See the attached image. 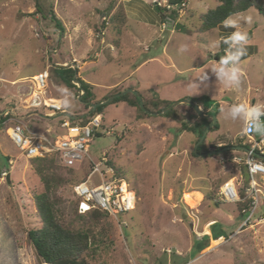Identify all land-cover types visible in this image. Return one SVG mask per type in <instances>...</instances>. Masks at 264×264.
<instances>
[{"label":"rangeland","instance_id":"374dc122","mask_svg":"<svg viewBox=\"0 0 264 264\" xmlns=\"http://www.w3.org/2000/svg\"><path fill=\"white\" fill-rule=\"evenodd\" d=\"M40 2L45 16L37 12L36 0H0V114L13 110L14 121L32 133L53 137L64 131L63 118L89 111L75 89L51 77L44 97L61 100L66 114L60 119L46 107L31 106L33 76L49 72L55 63L78 67L79 75L94 85L97 100L138 91L141 96L129 92L143 110L146 98L167 100L172 106L187 97H213L210 107L219 102L222 112L219 129L205 136L210 151H215L212 145L238 147L242 142L246 111L233 113L234 107L264 106V16L253 8L230 16L237 27L204 29L201 15L217 0H188L176 19L170 18L175 6L168 9L166 0ZM51 9L61 29L52 21ZM237 28L247 32V45L231 39ZM241 47L245 53L229 62L240 68V81L213 71L222 57ZM107 104L102 127L89 144V157L73 167H59L68 179L57 190L71 205L66 219L73 220L75 229L89 228L98 246L89 264H264V219L242 225L249 212L239 214L237 205L226 201L216 207L207 199L210 194L219 198V188L229 178L249 179L234 161L241 153L232 148L194 154L195 137L179 130L172 116L149 111L151 116L141 120L137 109L124 101ZM182 105V115H201L193 105ZM7 127L0 126V264H40L28 231L38 224L33 199L43 183L34 157L13 143ZM104 156L135 192V209L84 222L78 218L73 187L86 179L92 161ZM255 178L264 185V178ZM95 179L99 181V174ZM197 193L203 195L198 204L193 197ZM212 221L225 237L215 244L209 240L199 253L193 251L195 240Z\"/></svg>","mask_w":264,"mask_h":264},{"label":"trees","instance_id":"16d2710c","mask_svg":"<svg viewBox=\"0 0 264 264\" xmlns=\"http://www.w3.org/2000/svg\"><path fill=\"white\" fill-rule=\"evenodd\" d=\"M217 1L218 3L214 8H208L205 13L201 15L202 28L212 29L218 26L221 27L223 25V21L228 17L252 8L264 16V0ZM166 2L169 3L171 7L175 6V9L172 10V16L170 18L176 19L178 12L181 9L179 5L183 2L187 3L188 0H166ZM36 6L37 12L45 16L40 0H36ZM157 6L162 8L158 4ZM49 15L55 23L56 28L61 29L59 18L53 9L50 10ZM49 77H51L57 84L64 85L69 89H75L78 92L76 95L79 97V100L85 103L86 108L89 109V111L82 116L84 122H87L92 115L101 114L102 110L108 105L107 103L110 104L118 101H124L128 105L137 109V117L141 120L151 116L149 111L160 112L172 103L167 100H160L157 102L153 99L146 98L143 99V110L137 96L132 92H127L110 101L95 106L98 102H103L113 95L108 94L104 96L102 100H97L96 94L93 90L94 85L85 81L79 75L78 67L58 65L55 63L50 67ZM187 99L195 102L200 108H202L201 110L203 112H205L204 106L207 105L206 107H208L212 105L213 102V100L206 94L200 96L199 98L194 99L187 97ZM147 103L149 104V107H147ZM182 106V103L178 104L163 114L165 116H172L175 120L179 121L180 127L178 129L191 133L195 137L194 143H197L201 139L206 128L213 122V119L209 116L203 115L193 116V114H190L188 115L189 117L182 115L179 111V108ZM220 111V103L217 102L215 108L210 110V114L218 117ZM10 117H13L12 113H8L6 115L0 114V126L7 127L5 122ZM217 129H219V121L209 128L208 131H215ZM238 144H241V142L238 141L237 145ZM226 146L236 145H212L211 148L218 151ZM209 151L210 147L207 145L205 137L193 153L205 155ZM32 163L35 171L40 175L41 182L43 183L42 190L35 194L33 199L35 212L38 216V224L35 228H31L28 231V238L36 251L39 263L89 264V259L95 258L98 250V246L93 238V233L89 228H73V220L69 222L66 219V216L71 215V205H67L66 201L57 195L58 188L65 186L68 181V179L64 178L59 173V167L69 168L70 166H65L59 155L56 153L45 157H34L32 159ZM107 164L112 168L114 167V164L109 160L107 161ZM115 171H117L115 173L119 174L118 170ZM244 173H246L245 170H243V174ZM241 194L244 196V192H241ZM207 199H211L216 207H219L223 203L221 199L211 194L210 196L208 195ZM247 206L248 202L237 203L239 214H243L242 209ZM83 214L88 215L87 217H84ZM107 215L109 214L106 211L94 209L88 213L79 212L78 218L85 222L90 220H101ZM217 224L218 222H214L212 224V236L214 239H219L224 236V233L216 228ZM230 234H232V232ZM227 237L228 236H226V238ZM209 240L210 235L208 234H204L200 239H196L193 251L199 253L202 249L208 246Z\"/></svg>","mask_w":264,"mask_h":264},{"label":"built area","instance_id":"2783aa9c","mask_svg":"<svg viewBox=\"0 0 264 264\" xmlns=\"http://www.w3.org/2000/svg\"><path fill=\"white\" fill-rule=\"evenodd\" d=\"M160 5V2H157ZM186 6V2L179 5ZM171 9V6L168 5ZM233 54V53H230ZM229 54V55H230ZM34 91L31 106H43L51 110L50 114H66L61 100L44 97L49 85V72L43 70L33 76ZM58 100L60 102H58ZM256 108L261 114L258 121H249L246 118L242 132V142L235 148L241 153L234 157V161L242 166L249 175V179L233 177L224 181L219 188V198L228 203L248 202L242 209L243 213L249 212L242 225L251 224L256 218L264 219V185L255 178V175L264 177V135L256 136L255 127L264 116V106ZM13 112V110H12ZM7 111L4 115L12 113ZM13 115V113H12ZM9 128V137L13 143L29 157H45L58 154L65 166L73 167L76 163L83 162L89 157V144L94 135L102 127V114L92 115L87 122L82 116L63 118L60 127L64 130L51 137L45 134H35L22 122L14 121L10 117L5 122ZM106 156L101 161H92L91 171L85 180L75 183L73 190L77 198L76 206L80 213H88L94 209L106 211L109 215L118 216L135 209L136 194L130 189L128 182L115 174L114 169L107 164ZM254 166H259L252 171ZM99 174V181L95 175ZM244 192V196L241 194ZM42 264H48L46 262Z\"/></svg>","mask_w":264,"mask_h":264},{"label":"clouds","instance_id":"9594fccd","mask_svg":"<svg viewBox=\"0 0 264 264\" xmlns=\"http://www.w3.org/2000/svg\"><path fill=\"white\" fill-rule=\"evenodd\" d=\"M247 21L250 23L251 22V17L246 18ZM223 24L225 27H237L238 21L232 17H228L223 21ZM231 39L235 42H242V45H247L248 43V34L246 31H242L239 28H237V31H235L232 34ZM182 51L186 49V46H181L180 48ZM245 53V47H241L240 49L237 50L236 53L230 54L226 57H222L221 60L218 62L217 66L213 69L215 73H217L221 77H226L229 80L232 81H240L242 73L240 71V68L233 64L229 65V61H236L239 59L241 55ZM246 111V117L249 121L256 122L258 121V118L260 116V112L256 108H251V109H243L241 107H234L232 109L233 113L239 112V111ZM257 131H261V135H264V130L260 128V125L257 124ZM234 147L233 149H235ZM259 166H254L252 171H255L256 168Z\"/></svg>","mask_w":264,"mask_h":264},{"label":"water","instance_id":"95a60500","mask_svg":"<svg viewBox=\"0 0 264 264\" xmlns=\"http://www.w3.org/2000/svg\"><path fill=\"white\" fill-rule=\"evenodd\" d=\"M129 91H133L136 95L141 96L140 93H139L138 91H135V90H133V89H128V90H126L125 92L120 93V94L116 95L115 97L111 98L110 100H112V99H114V98H116V97H118V96H121L122 94H125L126 92H129ZM110 100H107V101H110ZM102 103H103V102H99V103L95 104V106H98V105H100V104H102ZM181 103H186V104L193 105V106L198 110V112H199L201 115L205 116V114L201 111L200 107H199L198 105H196L195 103L189 101V100H179V101H176V102H175L172 106H170L168 109H164V110H162V111L159 112V113H165V112H167L169 109H171V108H173V107H175L176 105L181 104ZM210 116H211V118L213 119V122H212V123L206 128V130L204 131V134L202 135L201 139L197 142V144H196V146H195V149H196L197 146H198V145H199V144L205 139V136H206V134H207L209 128H211V127L217 122V117H216L215 115H210ZM257 124L260 125V128H261L262 130H264V116L262 117L261 121L258 122ZM257 124H256V127H255V134H256V136H260V135H261V131H257V130H256V128H257ZM232 148H233V146H226V147H224V148H222V149H220V150H218V151H209V152H207V154H211V153H213V152H214V153H215V152H224V151H227V150L232 149Z\"/></svg>","mask_w":264,"mask_h":264},{"label":"crops","instance_id":"0c3cea01","mask_svg":"<svg viewBox=\"0 0 264 264\" xmlns=\"http://www.w3.org/2000/svg\"><path fill=\"white\" fill-rule=\"evenodd\" d=\"M229 62H231V61H229ZM207 95V94H206ZM209 96V95H208ZM210 98H212L213 100H214V98L213 97H211V96H209ZM259 106V105H258ZM220 107H221V104H220ZM252 108V107H251ZM251 108H248V109H251ZM201 109V108H200ZM204 111L205 112H203L202 110V112L205 114V116H209V117H211L210 115V110H212V108L210 107V106H208V107H206V106H204ZM221 112H222V108H221V111H220V114H221ZM220 114L218 115V117L220 116ZM58 115H62V114H59V113H57V115L56 116H58ZM218 117H217V121H218ZM247 118V117H246ZM246 120V119H245ZM223 142H220V144H222ZM223 144H225V143H223ZM240 144H238V146H239ZM221 146V145H220ZM233 148H234V146H233ZM262 178H264V177H262ZM230 179V178H229ZM228 180V179H227ZM226 181V180H225ZM193 197L196 199V204H198L200 201H201V199H202V197H203V195L202 194H199V193H197V195H193ZM236 205H237V203H235ZM213 223L214 222H216V221H212ZM213 223H209V224H207V227H204V229H205V234H208V235H210V240H212V241H217V240H221V238H223L224 236H222V237H220L219 239H214L213 238V236H212V224Z\"/></svg>","mask_w":264,"mask_h":264},{"label":"bare ground","instance_id":"6f19581e","mask_svg":"<svg viewBox=\"0 0 264 264\" xmlns=\"http://www.w3.org/2000/svg\"><path fill=\"white\" fill-rule=\"evenodd\" d=\"M185 197H186V199H189V201H192L193 202V200L190 198V196L188 194H186ZM217 242L218 241H213L212 243L215 244Z\"/></svg>","mask_w":264,"mask_h":264}]
</instances>
